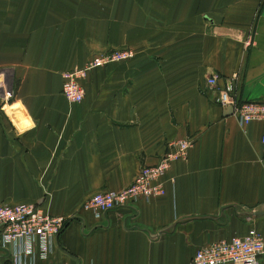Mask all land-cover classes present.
I'll list each match as a JSON object with an SVG mask.
<instances>
[{
    "label": "crops",
    "instance_id": "1",
    "mask_svg": "<svg viewBox=\"0 0 264 264\" xmlns=\"http://www.w3.org/2000/svg\"><path fill=\"white\" fill-rule=\"evenodd\" d=\"M121 49L133 57L90 71L82 101H65L62 72ZM0 71L14 87L0 205L67 219L37 264H189L250 227L264 238V216L244 215L264 211V123L241 128L215 103L228 85L235 103L264 100V0H0ZM182 139L162 195L99 219L79 209Z\"/></svg>",
    "mask_w": 264,
    "mask_h": 264
},
{
    "label": "built area",
    "instance_id": "2",
    "mask_svg": "<svg viewBox=\"0 0 264 264\" xmlns=\"http://www.w3.org/2000/svg\"><path fill=\"white\" fill-rule=\"evenodd\" d=\"M133 54L128 49L101 53L78 69L60 74V94L67 103L78 104L84 96L82 81L87 74L100 67L129 61ZM215 76L205 78L208 87H214ZM231 87L217 91L215 103L230 108L239 127L252 122L264 123V100L235 103L228 96ZM12 79L0 71V111L13 97ZM264 145V135L261 137ZM191 145L189 139L167 143L165 152L152 166L138 169L132 182L119 191H102L87 197L79 209L94 219L104 214L137 203H149L154 196L164 193L163 178L170 164L184 160ZM66 218L50 215L38 204L0 205V253L8 264H37L47 260ZM189 264H264V238L254 228L227 240H218L195 250Z\"/></svg>",
    "mask_w": 264,
    "mask_h": 264
},
{
    "label": "water",
    "instance_id": "3",
    "mask_svg": "<svg viewBox=\"0 0 264 264\" xmlns=\"http://www.w3.org/2000/svg\"><path fill=\"white\" fill-rule=\"evenodd\" d=\"M230 112V108H228ZM244 215H249V216H264V211H251L249 213H244Z\"/></svg>",
    "mask_w": 264,
    "mask_h": 264
}]
</instances>
